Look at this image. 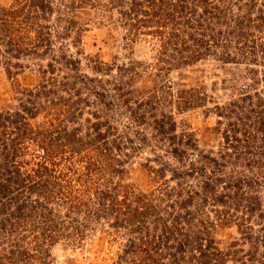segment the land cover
<instances>
[{"label": "trees", "instance_id": "obj_1", "mask_svg": "<svg viewBox=\"0 0 264 264\" xmlns=\"http://www.w3.org/2000/svg\"><path fill=\"white\" fill-rule=\"evenodd\" d=\"M86 7L128 46L147 41L160 74L209 58L245 73L223 103L137 88L139 61H82L73 14ZM0 65L36 72L0 108V264H51L57 243L100 230L111 264H264V0H13ZM197 107L216 117V148L175 118ZM136 159L148 190L125 181Z\"/></svg>", "mask_w": 264, "mask_h": 264}, {"label": "rangeland", "instance_id": "obj_2", "mask_svg": "<svg viewBox=\"0 0 264 264\" xmlns=\"http://www.w3.org/2000/svg\"><path fill=\"white\" fill-rule=\"evenodd\" d=\"M13 0H0V5H9ZM74 18L84 25L80 51L84 62L86 57H98L107 63L139 61L143 67L135 75V87L152 88L159 83H170L174 89L203 88L214 101H227L234 91V86L240 83V77L245 73V67L235 64H224L209 58L194 65L174 69L166 73H158L149 65L153 62V52L147 41H138L132 46L126 44L121 28L112 24L106 16L92 7L77 9ZM28 63V61H25ZM148 65V66H144ZM30 87L36 83V72L33 67L25 68L17 76L9 77L5 68L0 65V108L13 109L16 105L14 89L17 84ZM208 104V107H211ZM176 120L190 125L200 147L216 148L219 136L214 132L216 117L204 107H197L175 115ZM135 163L128 168L125 181L140 190H148L152 183L146 173ZM235 234L234 229L220 231L223 246ZM114 247L109 248L105 242L102 230L88 236L81 244H71L65 241L57 243L52 249L51 264H111L110 256Z\"/></svg>", "mask_w": 264, "mask_h": 264}]
</instances>
